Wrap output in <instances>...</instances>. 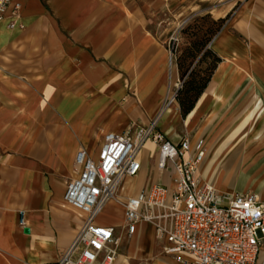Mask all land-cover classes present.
<instances>
[{"label": "crops", "instance_id": "crops-1", "mask_svg": "<svg viewBox=\"0 0 264 264\" xmlns=\"http://www.w3.org/2000/svg\"><path fill=\"white\" fill-rule=\"evenodd\" d=\"M188 1L13 0L0 18V264L57 263L84 221L64 201L78 151L97 158L107 133L156 118L173 142L204 140V180L264 198V0L216 7L218 18L230 14L210 44L220 61L184 116L177 100L164 105L179 79L169 42ZM153 150L149 140L124 196L174 185L171 166L151 164ZM97 219L118 227L115 264H190L164 251L150 223L128 235L124 220Z\"/></svg>", "mask_w": 264, "mask_h": 264}, {"label": "built area", "instance_id": "built-area-1", "mask_svg": "<svg viewBox=\"0 0 264 264\" xmlns=\"http://www.w3.org/2000/svg\"><path fill=\"white\" fill-rule=\"evenodd\" d=\"M13 0H0V18ZM176 43L177 36L171 37ZM175 55V45L170 48ZM181 81L175 84L164 107L176 101ZM153 140L158 167L175 172L174 185L153 183L137 193L121 196L128 177L142 169L140 152ZM206 158L203 139L187 137L178 142L158 130V119L146 126L130 125L123 133L109 132L97 158L80 149L76 163L79 177L72 179L65 203L84 214L72 244L56 264H115L120 248L117 226L96 222L99 211L112 198L124 207V228L133 235L138 224L150 223L157 237L166 241L164 251L190 264H257L264 248V198L258 193L218 190L200 174ZM21 225L25 224L22 216Z\"/></svg>", "mask_w": 264, "mask_h": 264}, {"label": "rangeland", "instance_id": "rangeland-1", "mask_svg": "<svg viewBox=\"0 0 264 264\" xmlns=\"http://www.w3.org/2000/svg\"><path fill=\"white\" fill-rule=\"evenodd\" d=\"M223 1L224 0H190L186 5L187 10L178 15L179 22L181 24L179 28H177L176 31L172 34V36H177V41L176 43H173V41L171 40L169 42V49L175 45L174 62L179 78L177 82L181 81V85H183V78L185 80L188 79L189 72L193 69L195 75L200 74L206 77L210 74L214 64V56L211 53H208L204 57V59L200 61L202 56L201 54L193 57V54L196 53L193 46L194 44L200 46L201 43H205L204 46L202 45L203 48L196 49L198 50L197 53L206 50L210 46V41L218 33L219 25H221V29L226 25L227 20L230 18V14L218 18V12L216 11V7ZM220 18H224L225 21L223 23H215V21ZM182 56H185L186 58L184 61L185 63H183V66L180 67L178 58ZM189 66V70L184 73ZM173 90H175V83H173L171 91ZM152 153L154 158L151 164L158 166V151L153 150ZM171 179H173V177ZM135 180L136 178L132 179V184L135 183ZM218 182L221 184L220 186L228 184V180L226 179H220ZM116 219H120V221L124 220L123 206L119 201H111L110 205L106 206L103 209V213L100 214L97 221L106 223Z\"/></svg>", "mask_w": 264, "mask_h": 264}, {"label": "trees", "instance_id": "trees-1", "mask_svg": "<svg viewBox=\"0 0 264 264\" xmlns=\"http://www.w3.org/2000/svg\"><path fill=\"white\" fill-rule=\"evenodd\" d=\"M224 21H225L224 18H220L217 21H215V23H223ZM220 27H221V25H219L218 33L220 32V29H221ZM212 40L210 41V44H211ZM202 45L204 46L205 43H201L200 46H198L197 44H194L193 48H195L196 53L193 54V57H196L199 54H201L202 56H201L200 61H202L208 53H211L214 56V64H213V67L211 69L210 74L206 77H204L200 74L195 75L194 69H193L189 72L188 79L185 80L183 78V85H181V87L178 89L176 99L179 102L181 112L184 116L187 115L188 113H190L192 111V109L194 108L196 102L198 101L201 94L203 93V91L207 87L208 82L211 79L212 73H213L217 63L220 61V58L212 51L210 46L206 50L197 53L198 48L199 49L203 48ZM185 58H186L185 56L178 58V61H179L178 63L180 65V67L183 66V63H185L184 62ZM189 68H190V66L187 67V70H185L184 73H186L189 70ZM183 76H184V74H183Z\"/></svg>", "mask_w": 264, "mask_h": 264}, {"label": "bare ground", "instance_id": "bare-ground-1", "mask_svg": "<svg viewBox=\"0 0 264 264\" xmlns=\"http://www.w3.org/2000/svg\"><path fill=\"white\" fill-rule=\"evenodd\" d=\"M129 178V177H128ZM127 179V178H126ZM123 188H124V184L122 185V187L120 188V194L122 195V191H123ZM123 196V195H122ZM111 201H119L117 198H112L110 199L105 205L104 207L99 211L98 215H97V218L100 216V214L103 213V209L106 207V205L108 206V203H110ZM120 202V201H119ZM121 203V202H120ZM122 204V203H121ZM123 206V205H122ZM123 215H124V207H123Z\"/></svg>", "mask_w": 264, "mask_h": 264}]
</instances>
